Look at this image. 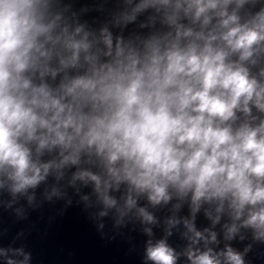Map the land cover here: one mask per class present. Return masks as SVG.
I'll use <instances>...</instances> for the list:
<instances>
[{
	"label": "clouds",
	"instance_id": "1",
	"mask_svg": "<svg viewBox=\"0 0 264 264\" xmlns=\"http://www.w3.org/2000/svg\"><path fill=\"white\" fill-rule=\"evenodd\" d=\"M68 7L0 0L7 207L41 191L66 208L71 192L101 238L145 225L142 264H253L264 249V0H122L99 29ZM169 204L156 236L149 209ZM202 210L211 227L198 230ZM217 225L222 248L211 246ZM31 262L24 247H0V264Z\"/></svg>",
	"mask_w": 264,
	"mask_h": 264
}]
</instances>
